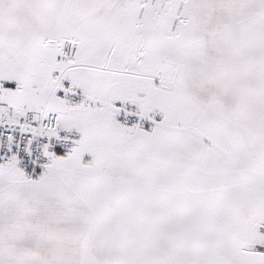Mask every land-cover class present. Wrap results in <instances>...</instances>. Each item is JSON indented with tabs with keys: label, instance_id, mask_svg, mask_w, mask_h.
<instances>
[{
	"label": "snow or ice",
	"instance_id": "6c2138e0",
	"mask_svg": "<svg viewBox=\"0 0 264 264\" xmlns=\"http://www.w3.org/2000/svg\"><path fill=\"white\" fill-rule=\"evenodd\" d=\"M0 264H264V0H0Z\"/></svg>",
	"mask_w": 264,
	"mask_h": 264
}]
</instances>
